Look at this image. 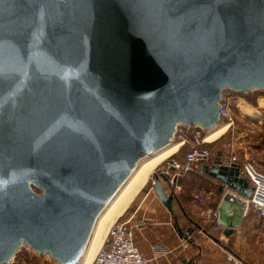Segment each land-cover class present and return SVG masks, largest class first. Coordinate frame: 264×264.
I'll return each instance as SVG.
<instances>
[{"label": "water", "instance_id": "1", "mask_svg": "<svg viewBox=\"0 0 264 264\" xmlns=\"http://www.w3.org/2000/svg\"><path fill=\"white\" fill-rule=\"evenodd\" d=\"M263 88L264 0H0V264L23 245L78 264L139 159L223 121L224 91ZM203 167L229 236L252 186L219 156Z\"/></svg>", "mask_w": 264, "mask_h": 264}, {"label": "crops", "instance_id": "2", "mask_svg": "<svg viewBox=\"0 0 264 264\" xmlns=\"http://www.w3.org/2000/svg\"><path fill=\"white\" fill-rule=\"evenodd\" d=\"M228 139L229 136L216 144L222 155L228 153L224 146ZM244 149L237 148L240 157L247 153ZM204 165H195L183 175V191L179 194L192 219L201 224L203 217L199 211L204 204L197 201L194 194L213 189L215 206L222 196L218 192L219 180L204 170ZM164 188L168 190L166 185ZM133 214L132 221L136 223L134 239L148 264H264V223L258 224L252 211L244 213L241 225L229 236L223 233L221 225L218 228L210 226L206 232L180 216L182 214L178 210L171 213L154 190L148 191L138 200ZM177 217L181 225L193 227L189 237L177 233L174 226ZM153 242H162L167 250L155 253L151 246ZM229 255L238 260H231Z\"/></svg>", "mask_w": 264, "mask_h": 264}, {"label": "built area", "instance_id": "3", "mask_svg": "<svg viewBox=\"0 0 264 264\" xmlns=\"http://www.w3.org/2000/svg\"><path fill=\"white\" fill-rule=\"evenodd\" d=\"M241 98L244 99V97H239V99ZM239 99L231 100L228 91H224L219 108L223 121L232 124L230 105H232V101H235L234 104L239 108ZM180 130L183 129L180 128ZM185 130L190 132L188 148L180 155H174V153L169 155L157 166L154 172L150 174L149 190H154L155 175L159 177L162 175L173 185L174 192L180 194L183 190L181 178L184 174L192 170L195 165L212 164L214 159L219 156L223 164L237 166L238 176L246 179L252 186L248 197L239 195L244 200V213L252 211L255 214V221L258 224L264 223V172L258 169L254 159L247 153L240 157L237 153L236 144L231 138L224 142L228 153L222 155L219 148L212 145L214 140H205L204 130L193 126L185 127ZM181 141L185 143L186 139L182 138ZM162 182L167 187L166 182L164 180ZM225 190L229 189L226 187ZM233 193L237 194L236 192ZM214 194L213 189L194 194V198L204 204L199 211L203 217L200 229H203L204 224H214L217 220L218 211L217 206L214 205ZM133 215L132 212L126 217L119 216L111 223L101 247L97 250L90 264H148L147 258L134 239L136 223L132 221ZM186 236L189 237V233ZM151 246L155 253L167 250L162 242H153ZM229 258L234 261L238 260L233 255H229Z\"/></svg>", "mask_w": 264, "mask_h": 264}, {"label": "rangeland", "instance_id": "4", "mask_svg": "<svg viewBox=\"0 0 264 264\" xmlns=\"http://www.w3.org/2000/svg\"><path fill=\"white\" fill-rule=\"evenodd\" d=\"M227 91H228V94L231 96V100L232 99L237 100L239 99V97H244V99L241 98L239 99V101L243 100L247 102L248 104L254 106V109L257 110L258 112L257 113L255 112L256 115L254 117L246 116L244 114L242 115V113L240 112V109L234 104L235 101H232V105L230 106H231L233 122L229 126L227 131H225L223 134L233 139L234 143L237 145V148L245 147L244 150L247 152V154H249L254 159L255 164L258 167V169L264 172V88L263 89H253L252 91L250 90L246 92L253 101L246 99L244 92L234 91V90H227ZM260 101L263 102L262 105L260 104L261 103ZM224 124H227V123L218 124L217 127L215 126V128H212L211 130L207 131L206 135L209 132L215 130L216 128ZM180 128H182L183 130H180ZM189 135H190V132H188V130H185V127L183 126L178 127L177 133L175 134L170 145L181 143L182 138H185L186 141L176 151V154L182 153L184 150L188 148V145H189L188 140L190 137ZM206 135H205V138H206ZM150 156H152V154L146 156L141 161L149 158ZM149 177L146 183L143 185V187L134 196V198L129 203L128 207L125 209V211L123 212L121 216L130 215L133 212L134 207L138 203V200L142 196H144V194H146L148 191H152V190H149L150 189L149 188L150 186ZM176 211L177 210L175 208L174 212ZM92 231H93V228H92ZM92 231H91V234H90V237L88 239L85 249L87 248V246L89 247L88 243H89V240L91 239ZM97 250L95 251L94 256ZM83 257L84 255H82L79 264H82ZM37 262H39V264H58L54 259L49 258V256H46V257H44L43 255L37 256L30 248L24 245L20 246L15 251L14 256L10 262L3 263V264H37Z\"/></svg>", "mask_w": 264, "mask_h": 264}, {"label": "bare ground", "instance_id": "5", "mask_svg": "<svg viewBox=\"0 0 264 264\" xmlns=\"http://www.w3.org/2000/svg\"><path fill=\"white\" fill-rule=\"evenodd\" d=\"M260 102H261L260 104L262 105L263 102L262 101ZM238 106H239V109L242 115L244 114L246 116L254 117L256 115L255 112L256 113L258 112L257 110L254 109V106L248 104L247 102L243 100L238 101ZM220 123H227V124L219 126L218 128L209 132L206 135L207 131L211 130L212 128H215V126L217 127V125ZM230 125L231 123L227 121H221L217 123L210 129L205 131V134H204V138L206 135L205 140L212 141V140L217 139L218 137H220V135H222L225 131H227ZM171 142L172 140L169 143H166L165 145L157 148L156 150H153L147 153L141 159H139L135 167L131 170V172L124 179V181L120 184V186L111 196V198L107 201L104 207L100 210V212L98 213L94 221L95 224L93 223L94 225L92 226L93 231L91 229L92 235H91V239L89 240L90 244L88 243L89 247L87 246V248L85 249L86 247L85 245L84 247L85 251L83 250L84 253L82 252V255H84L82 264H90V262L92 261V258L94 257L95 251L101 247L110 224L116 218H118L119 216L123 214L125 209L128 207L129 203L132 201L134 196L139 192V190L143 187L149 175L152 172H154L157 166H159L160 163L166 157L175 153L180 148V146L183 144L181 141V143L179 144L170 145ZM151 154L152 156L141 161L143 158ZM80 259H79V262H80Z\"/></svg>", "mask_w": 264, "mask_h": 264}, {"label": "trees", "instance_id": "6", "mask_svg": "<svg viewBox=\"0 0 264 264\" xmlns=\"http://www.w3.org/2000/svg\"><path fill=\"white\" fill-rule=\"evenodd\" d=\"M245 96H246V99H249L250 101H253V100L251 99V97L248 96L247 93H245ZM226 138H227V135L223 134V135H221L220 137H218L217 139H215V140L212 142V145H214V146H216V147L219 148V146L216 145V144H217L218 142H223L224 140H226ZM175 154H176V153H175ZM175 154H174V155H175ZM178 201H179V203L181 204V206L183 207V209H181V207L179 206L178 202H176V203H173L174 210H175V208H176V210H179V212H181L182 215H180V216H184V217H185L186 219H188L189 221L196 222V221H194V219H192V217L190 216L191 214L189 213V211H187L186 208L184 207V204H183L182 198H181V196H179V194H178ZM217 204H218V202H217ZM217 204H216V206H217ZM123 217H126V215H124ZM175 219H176L177 224L180 226V228H181V230H182L183 232L186 231V230L189 228L188 226H183V225H181L180 222H179V218H178V217L175 218ZM197 223L201 225L200 221L197 222ZM210 226L218 228V227L220 226V224H218V223H217V220H216V222H214V224H208V225L203 226V230L206 231V232L209 231ZM219 229H220V228H219ZM37 264H39V262H37Z\"/></svg>", "mask_w": 264, "mask_h": 264}, {"label": "clouds", "instance_id": "7", "mask_svg": "<svg viewBox=\"0 0 264 264\" xmlns=\"http://www.w3.org/2000/svg\"><path fill=\"white\" fill-rule=\"evenodd\" d=\"M4 186H6V184H2V185H0V187H4Z\"/></svg>", "mask_w": 264, "mask_h": 264}]
</instances>
